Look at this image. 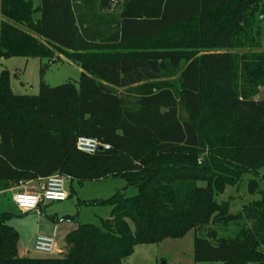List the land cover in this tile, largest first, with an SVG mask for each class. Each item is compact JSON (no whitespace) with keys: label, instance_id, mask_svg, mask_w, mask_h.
<instances>
[{"label":"trees","instance_id":"16d2710c","mask_svg":"<svg viewBox=\"0 0 264 264\" xmlns=\"http://www.w3.org/2000/svg\"><path fill=\"white\" fill-rule=\"evenodd\" d=\"M0 16V60L46 61L42 77L59 54L82 71L36 96L0 73V193L53 175L125 182L60 258L20 257L1 214L0 264H122L190 231L196 264H264V0H0ZM79 137L109 150L81 154ZM244 175L260 199L230 214L215 198Z\"/></svg>","mask_w":264,"mask_h":264},{"label":"rangeland","instance_id":"374dc122","mask_svg":"<svg viewBox=\"0 0 264 264\" xmlns=\"http://www.w3.org/2000/svg\"><path fill=\"white\" fill-rule=\"evenodd\" d=\"M39 2L40 0H32L33 7H36ZM119 5L116 6V10H119ZM258 39L261 50L264 51V20L259 23ZM58 60L60 61L54 64L50 63L48 70L42 77H40L39 69L42 64L47 62L38 59L12 58L0 61V73L2 71L9 73L10 89L13 94L36 96L39 92L40 83L49 88H56L66 83L75 84L78 82L82 73L81 69L76 64L65 60L62 55L58 54ZM258 97L264 101V88ZM260 175L264 176V170L260 171ZM251 179H253L252 176L244 175L237 186H227L224 192L215 198L217 203H227L229 213L237 214L245 206L258 201L260 196L251 195L247 190L248 182ZM258 183L260 190H264V182L259 181ZM65 184L66 193L69 195L65 202L44 203L37 212L26 215L17 211L12 202V197L19 191L35 192L29 188V183L19 184L12 192L0 193V215H10L8 225L14 228L20 238L17 245L20 252L27 246V237L32 232L39 231L49 232L55 247L62 253L60 255L42 254L29 247L28 258L62 257L66 252L65 235L75 230L79 224L98 226L102 220H106L109 217L110 209L105 205V202L117 192L125 189V182L114 178L83 183L66 180ZM124 193L126 197H134L137 190L128 188ZM194 237L195 232L190 231L181 239H168L157 245L137 246L132 256L124 260L122 264H196L193 259ZM197 264L219 263L201 262Z\"/></svg>","mask_w":264,"mask_h":264},{"label":"built area","instance_id":"2783aa9c","mask_svg":"<svg viewBox=\"0 0 264 264\" xmlns=\"http://www.w3.org/2000/svg\"><path fill=\"white\" fill-rule=\"evenodd\" d=\"M77 152L85 155H95L98 152L109 150V146L97 139L89 137H79L75 143ZM66 179L60 175H53L43 181L45 190L36 192L19 191L12 197V202L23 214L37 212L40 201L43 203H62L68 199L66 193ZM33 250L42 254H62L55 247L54 240L50 237L38 236L33 245Z\"/></svg>","mask_w":264,"mask_h":264},{"label":"crops","instance_id":"0c3cea01","mask_svg":"<svg viewBox=\"0 0 264 264\" xmlns=\"http://www.w3.org/2000/svg\"><path fill=\"white\" fill-rule=\"evenodd\" d=\"M32 1V0H31ZM41 1V0H40ZM39 4H40V2H39ZM39 4L36 6V7H38L39 6ZM0 22H1V20H0ZM0 61H4V60H0ZM264 88V87H263ZM263 88H261L260 89V91H259V93H258V95H257V99L258 100H260L259 99V94H260V92H261V90L263 89ZM262 101V100H261ZM29 188H32L33 190H35V192L36 191H40L41 189H42V186H43V181H36V182H32V183H29ZM14 190V189H13ZM13 190H10V192H12ZM44 203H41L40 205H39V208H40V206H42ZM15 206V205H14ZM17 209V208H16ZM18 211V210H17ZM20 214H22V215H26V214H29V213H26V214H23V213H21L20 211H18ZM13 228V227H12ZM14 229V228H13ZM67 235V234H66ZM65 235V236H66ZM38 236H45V237H51L50 235H49V232H39V231H35V232H32L30 235H29V237H27L26 239H27V246H25V248H24V250L22 251V252H20L19 250H18V255L20 256V257H28V255H29V247L31 248L32 247V249H33V245H34V241H35V239L38 237ZM20 239V238H19ZM58 249V248H57Z\"/></svg>","mask_w":264,"mask_h":264},{"label":"water","instance_id":"95a60500","mask_svg":"<svg viewBox=\"0 0 264 264\" xmlns=\"http://www.w3.org/2000/svg\"><path fill=\"white\" fill-rule=\"evenodd\" d=\"M41 190H42V191L45 190V186H44V185L42 186V189H41ZM41 203H43V201H40V204H41Z\"/></svg>","mask_w":264,"mask_h":264}]
</instances>
